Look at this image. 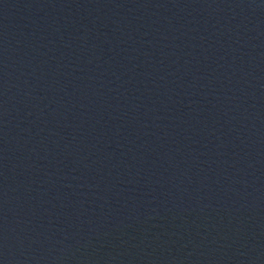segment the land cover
<instances>
[{"label":"water","instance_id":"obj_1","mask_svg":"<svg viewBox=\"0 0 264 264\" xmlns=\"http://www.w3.org/2000/svg\"><path fill=\"white\" fill-rule=\"evenodd\" d=\"M0 264H264V0H0Z\"/></svg>","mask_w":264,"mask_h":264}]
</instances>
